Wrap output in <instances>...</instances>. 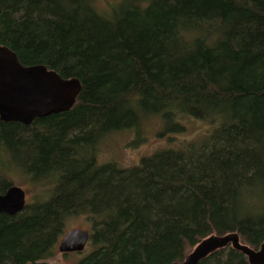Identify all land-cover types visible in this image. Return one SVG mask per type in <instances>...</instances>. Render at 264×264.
Instances as JSON below:
<instances>
[{"label": "trees", "instance_id": "1", "mask_svg": "<svg viewBox=\"0 0 264 264\" xmlns=\"http://www.w3.org/2000/svg\"><path fill=\"white\" fill-rule=\"evenodd\" d=\"M0 46L82 84L71 111L0 120V195L13 172L47 189L0 215V264H50L78 216L91 251L77 264L181 263L228 233L264 244V0H0ZM150 122L165 141L208 129L133 167L98 164L100 143L139 145ZM200 264L249 262L230 246Z\"/></svg>", "mask_w": 264, "mask_h": 264}, {"label": "water", "instance_id": "2", "mask_svg": "<svg viewBox=\"0 0 264 264\" xmlns=\"http://www.w3.org/2000/svg\"><path fill=\"white\" fill-rule=\"evenodd\" d=\"M82 92L77 78L64 79L45 66H23L17 55L0 46V120L29 126L37 119L71 111ZM27 193L12 186L0 195V215L15 216L27 205ZM90 236L83 230L69 231L60 243L63 253H82ZM231 246L250 264H264V244L258 251L242 244L237 233L212 235L202 240L181 263L200 264L211 254Z\"/></svg>", "mask_w": 264, "mask_h": 264}, {"label": "rangeland", "instance_id": "3", "mask_svg": "<svg viewBox=\"0 0 264 264\" xmlns=\"http://www.w3.org/2000/svg\"><path fill=\"white\" fill-rule=\"evenodd\" d=\"M189 129L182 136H170L166 141L158 138L157 131L159 127L150 122L148 128H143V138L145 141L139 145H133L136 139L135 133L119 134L105 139L99 144L98 164L115 163L120 168H129L138 165L142 157L153 155L154 152L165 147L179 148L188 142H197L201 140L207 132L208 126L203 122H192L188 125ZM150 129V130H149ZM0 167H4V163L0 161ZM1 169V168H0ZM14 180L15 185L22 187L27 192V204L34 203L38 197L45 195L47 189L45 187L32 186L29 184L22 174L13 172L9 174ZM73 229L83 230L87 233L91 230V223L87 217L78 216L72 218L67 224L66 233ZM91 248L88 246L82 253H69L63 255L56 250L53 258L49 261L50 264H77L85 258Z\"/></svg>", "mask_w": 264, "mask_h": 264}, {"label": "flooded vegetation", "instance_id": "4", "mask_svg": "<svg viewBox=\"0 0 264 264\" xmlns=\"http://www.w3.org/2000/svg\"><path fill=\"white\" fill-rule=\"evenodd\" d=\"M2 47H4V46H2ZM6 48H7V47H6ZM9 50H10V49H9ZM19 187H20V186H19ZM26 198H27V196H26ZM66 234H67V233H66ZM64 237H65V236H64ZM64 237H63V238H64ZM62 240H63V239H62ZM62 240H61V241H62ZM61 241H60V243H61ZM60 243H59V246H58V247H59V251H60ZM229 247H230V246H229ZM227 248H228V247H227ZM250 248H251V247H250ZM260 248H261V247H260ZM260 248H259V249H260ZM259 249H258V250H259ZM254 250H255V251H258V250H256V249H254ZM60 252H61V251H60ZM61 253H62L64 256L67 255V254H69V253H63V252H61ZM243 255H244V254H243ZM244 256H245V255H244ZM245 257H246V256H245ZM246 258H247V257H246ZM247 260H248V258H247ZM248 262H249V260H248ZM249 264H250V263H249Z\"/></svg>", "mask_w": 264, "mask_h": 264}]
</instances>
